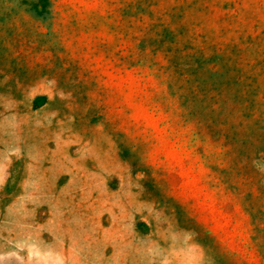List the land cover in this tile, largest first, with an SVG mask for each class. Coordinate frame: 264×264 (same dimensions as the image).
<instances>
[{
    "label": "rangeland",
    "instance_id": "1",
    "mask_svg": "<svg viewBox=\"0 0 264 264\" xmlns=\"http://www.w3.org/2000/svg\"><path fill=\"white\" fill-rule=\"evenodd\" d=\"M0 264H264V0H0Z\"/></svg>",
    "mask_w": 264,
    "mask_h": 264
}]
</instances>
